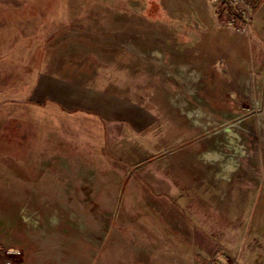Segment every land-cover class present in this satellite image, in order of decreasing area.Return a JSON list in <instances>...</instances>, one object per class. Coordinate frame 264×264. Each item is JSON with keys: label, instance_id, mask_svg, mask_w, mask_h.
Here are the masks:
<instances>
[{"label": "rangeland", "instance_id": "374dc122", "mask_svg": "<svg viewBox=\"0 0 264 264\" xmlns=\"http://www.w3.org/2000/svg\"><path fill=\"white\" fill-rule=\"evenodd\" d=\"M146 2L149 0H0V264H108L111 259L140 264L158 256L163 260L194 258L195 264H264V76L251 88L240 89L239 102L227 103L226 112L219 104L210 106V113L204 111L197 100L185 111L191 113L195 128L202 133L200 138L210 145L209 152L196 155L207 176L227 184L234 179L225 190H219L226 212L224 226L210 207L204 218L207 221L199 218L206 209L200 207L197 195L194 200L186 192L174 196L177 210L187 214L186 219H193L190 213L202 219L193 224L211 243V248L190 250L193 253L184 248H178V254L170 248H155L160 234L145 232L136 212L151 205V197L145 196L147 204L133 201L94 168L74 160L70 163L72 148L95 144L89 136L81 138L86 134L79 135L80 130L77 135L62 134L57 120L60 106L29 96L42 81L45 86L74 81L77 75L66 74L65 69L71 71L74 59L80 57L88 75L124 49L148 53L153 69L155 57L151 54L161 45L156 34L162 31L156 30L157 16L149 12ZM162 2L167 6L166 0ZM218 2L213 12L240 32L236 36L243 29L255 31L258 38L254 35L250 40L251 58L264 62V19L258 17L251 28L254 2L249 22L242 17L247 11L234 0ZM179 13L182 9L163 10L158 16L164 23V38L173 37L163 48L185 51L196 46L199 26L178 15L180 19L171 20ZM247 36L246 32L243 38ZM32 51L33 68L16 64L17 55ZM115 70L113 65L107 69L113 82L109 88L98 77L90 83L92 88L111 93L123 88L126 74ZM168 74L186 92L203 87L202 80L185 86L189 78H198L192 71ZM187 99L190 97L186 98L190 104ZM59 149L68 159L58 154ZM77 152L91 163L90 153ZM48 154L51 156L42 159ZM92 158L96 162L100 155L92 153ZM230 163L236 165L235 170L228 178L221 176ZM154 204L160 208L159 202ZM176 235L179 240L187 234ZM164 237L167 240V234Z\"/></svg>", "mask_w": 264, "mask_h": 264}, {"label": "crops", "instance_id": "0c3cea01", "mask_svg": "<svg viewBox=\"0 0 264 264\" xmlns=\"http://www.w3.org/2000/svg\"><path fill=\"white\" fill-rule=\"evenodd\" d=\"M166 1L167 6L163 5L162 0L157 1L162 13L163 10L183 11L182 14L171 15V20L183 17L199 26L195 47L185 51H179L169 45L170 48H163L162 44L169 42L173 37L164 38V23L158 17L155 20L159 25L156 30L162 33L156 34V37H160L158 41L161 45L151 54L155 57L153 69L150 68L152 60H148V53L137 54L124 49L119 51L113 60L96 65L88 75L82 67L83 60L80 57L74 59V68L71 71L65 69L66 74L77 75L74 81L63 80L51 86H45L42 81L39 88L29 96L39 102L49 100L60 106V116L57 120L62 134L74 132L77 135V130H80L82 133L79 135L86 134L81 138L89 136L91 144H95L81 148L83 153L91 154V163H86L78 157L77 151H81L78 147L72 148L71 154H68L69 159L65 154H61L59 149L60 156L67 158L70 163L74 160L94 168L98 175L118 186L122 194L127 197L130 195L133 201H144L147 204L145 196L151 197V205L137 208L136 212L139 213L138 217H141L145 232L149 230L160 234L159 244L155 248L166 247L175 251L184 248L187 253H193L190 250L211 248V243L202 235L204 232L193 224L194 220L196 223L202 219L194 217L195 213H190L193 219H186L188 215L177 210V197L174 196L184 195L182 192H186L194 200L197 195L200 207L206 209L205 216L200 213L199 218L203 217V220L207 221L204 218L209 216L207 209L210 207L215 211L220 226H224L226 212L222 209V194L219 190H225L234 179L227 184L225 180L216 182L207 176L205 167L196 159V155L209 152L210 145L200 138L202 133L195 128L191 113L185 111L189 112L188 105L193 108L197 100L204 111L209 112L210 109L213 110L210 106L219 104L224 105L221 108L226 112L227 103L236 105L239 102L240 89L251 88L253 82L258 83L260 78H263L264 62L253 61L251 58L253 47L250 40H253L254 35L258 38L255 31L250 28L243 29L245 32H241L239 37L236 36L234 33L238 35L240 32L228 27L225 19L218 17L217 11L213 12L219 3L218 0ZM182 1L186 2L185 6ZM185 7H189L188 11L184 10ZM252 8L251 28L253 24L255 26L258 17L264 19V0H254ZM167 26L165 24L166 30L170 31ZM246 32L249 36L243 38ZM33 54L32 51L27 55H17L20 57L17 58L16 64L33 68ZM21 57L25 59L22 58L21 61ZM165 60L168 64L164 63ZM112 65L116 68L114 72L126 74V79H122L124 87L114 89V93L108 90L96 92L90 83L97 77L98 81L108 83L105 88H109L113 83L107 71ZM173 71L197 73L198 78L188 77L185 86L189 88L190 83L195 86L197 80H202L203 87L196 92L194 87V90L189 89L186 92L181 89L182 83L170 78L168 72ZM189 97L187 100L190 104L186 101ZM96 114L100 118L93 117ZM92 153L100 155V158L96 159L97 163L92 161ZM50 156L51 154H48L42 159ZM222 183L224 188H221ZM153 201L159 202L160 208L155 206L156 203L153 205ZM151 217L155 219L154 222ZM194 232L197 234L196 238L192 236ZM178 233L187 235L178 240ZM166 234L167 240L164 237ZM176 253L178 254V251ZM126 261L111 259L107 263L127 264ZM140 264H195V260L178 256L163 260L158 256Z\"/></svg>", "mask_w": 264, "mask_h": 264}, {"label": "built area", "instance_id": "2783aa9c", "mask_svg": "<svg viewBox=\"0 0 264 264\" xmlns=\"http://www.w3.org/2000/svg\"><path fill=\"white\" fill-rule=\"evenodd\" d=\"M234 2H237V6L239 7V5H241L242 7L240 9H243L244 11H247L248 15H243L242 17H246L247 19L244 20V22H249L250 21V7L252 5V3L254 2V0H234ZM242 12V11H241ZM245 13V12H244ZM241 17V16H240ZM233 20V19H232ZM234 23H236V18H234Z\"/></svg>", "mask_w": 264, "mask_h": 264}, {"label": "flooded vegetation", "instance_id": "af4514ba", "mask_svg": "<svg viewBox=\"0 0 264 264\" xmlns=\"http://www.w3.org/2000/svg\"><path fill=\"white\" fill-rule=\"evenodd\" d=\"M146 4L148 5L149 12L155 14L157 17L162 13L157 0H149V2H146Z\"/></svg>", "mask_w": 264, "mask_h": 264}, {"label": "bare ground", "instance_id": "6f19581e", "mask_svg": "<svg viewBox=\"0 0 264 264\" xmlns=\"http://www.w3.org/2000/svg\"><path fill=\"white\" fill-rule=\"evenodd\" d=\"M207 154V153H206ZM207 156V155H205ZM211 157V156H210ZM205 158V157H204ZM213 158V157H212ZM217 158V157H215ZM222 159V158H221ZM218 160V159H217ZM236 165H234L233 163L228 164L227 166H224L223 170L221 171V176L227 177L230 175L231 172H233L235 170Z\"/></svg>", "mask_w": 264, "mask_h": 264}]
</instances>
